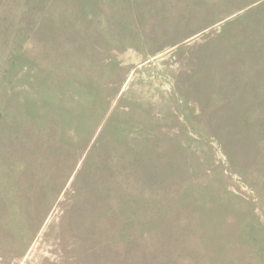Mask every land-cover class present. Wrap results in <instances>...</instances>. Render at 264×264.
Returning <instances> with one entry per match:
<instances>
[{
    "label": "rangeland",
    "instance_id": "rangeland-1",
    "mask_svg": "<svg viewBox=\"0 0 264 264\" xmlns=\"http://www.w3.org/2000/svg\"><path fill=\"white\" fill-rule=\"evenodd\" d=\"M0 264H264V0H0Z\"/></svg>",
    "mask_w": 264,
    "mask_h": 264
}]
</instances>
